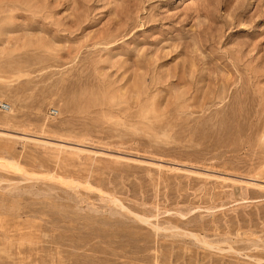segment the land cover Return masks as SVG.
<instances>
[{
    "label": "rangeland",
    "instance_id": "1",
    "mask_svg": "<svg viewBox=\"0 0 264 264\" xmlns=\"http://www.w3.org/2000/svg\"><path fill=\"white\" fill-rule=\"evenodd\" d=\"M0 102V264H264V0H0Z\"/></svg>",
    "mask_w": 264,
    "mask_h": 264
},
{
    "label": "built area",
    "instance_id": "2",
    "mask_svg": "<svg viewBox=\"0 0 264 264\" xmlns=\"http://www.w3.org/2000/svg\"><path fill=\"white\" fill-rule=\"evenodd\" d=\"M0 110L8 111V110H10V105L6 102H0ZM56 113H57V110H55V109L51 110L52 115H55Z\"/></svg>",
    "mask_w": 264,
    "mask_h": 264
}]
</instances>
